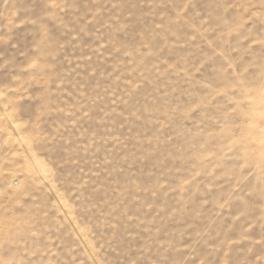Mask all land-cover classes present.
<instances>
[{"label": "rangeland", "instance_id": "rangeland-1", "mask_svg": "<svg viewBox=\"0 0 264 264\" xmlns=\"http://www.w3.org/2000/svg\"><path fill=\"white\" fill-rule=\"evenodd\" d=\"M0 264H264V0H0Z\"/></svg>", "mask_w": 264, "mask_h": 264}]
</instances>
